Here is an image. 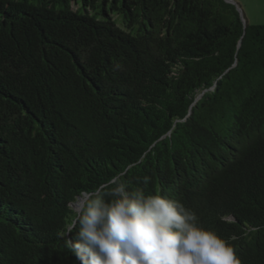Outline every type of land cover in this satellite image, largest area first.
I'll return each instance as SVG.
<instances>
[{
	"label": "trees",
	"instance_id": "obj_1",
	"mask_svg": "<svg viewBox=\"0 0 264 264\" xmlns=\"http://www.w3.org/2000/svg\"><path fill=\"white\" fill-rule=\"evenodd\" d=\"M125 169L264 264V25L223 0H0V264H79L74 203Z\"/></svg>",
	"mask_w": 264,
	"mask_h": 264
},
{
	"label": "clouds",
	"instance_id": "obj_2",
	"mask_svg": "<svg viewBox=\"0 0 264 264\" xmlns=\"http://www.w3.org/2000/svg\"><path fill=\"white\" fill-rule=\"evenodd\" d=\"M126 172L74 203L69 247L79 264H241L234 248L203 227L195 211L131 189Z\"/></svg>",
	"mask_w": 264,
	"mask_h": 264
},
{
	"label": "rangeland",
	"instance_id": "obj_3",
	"mask_svg": "<svg viewBox=\"0 0 264 264\" xmlns=\"http://www.w3.org/2000/svg\"><path fill=\"white\" fill-rule=\"evenodd\" d=\"M233 5L244 24L264 25V0H223Z\"/></svg>",
	"mask_w": 264,
	"mask_h": 264
},
{
	"label": "water",
	"instance_id": "obj_4",
	"mask_svg": "<svg viewBox=\"0 0 264 264\" xmlns=\"http://www.w3.org/2000/svg\"><path fill=\"white\" fill-rule=\"evenodd\" d=\"M244 23V22H243Z\"/></svg>",
	"mask_w": 264,
	"mask_h": 264
}]
</instances>
